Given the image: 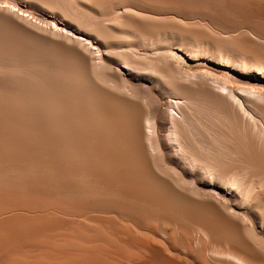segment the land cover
Listing matches in <instances>:
<instances>
[{
    "label": "bare ground",
    "instance_id": "bare-ground-1",
    "mask_svg": "<svg viewBox=\"0 0 264 264\" xmlns=\"http://www.w3.org/2000/svg\"><path fill=\"white\" fill-rule=\"evenodd\" d=\"M0 264H264V0H0Z\"/></svg>",
    "mask_w": 264,
    "mask_h": 264
},
{
    "label": "snow or ice",
    "instance_id": "snow-or-ice-1",
    "mask_svg": "<svg viewBox=\"0 0 264 264\" xmlns=\"http://www.w3.org/2000/svg\"><path fill=\"white\" fill-rule=\"evenodd\" d=\"M4 7H11V6H10V5H8V4H5V5H4ZM11 10H12V11H16V9H15V8H12Z\"/></svg>",
    "mask_w": 264,
    "mask_h": 264
}]
</instances>
